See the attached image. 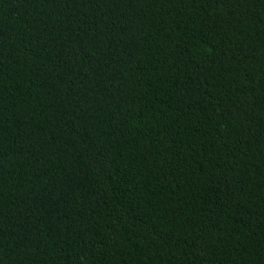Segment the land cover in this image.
<instances>
[{"label":"trees","instance_id":"obj_1","mask_svg":"<svg viewBox=\"0 0 264 264\" xmlns=\"http://www.w3.org/2000/svg\"><path fill=\"white\" fill-rule=\"evenodd\" d=\"M0 264H264V0H0Z\"/></svg>","mask_w":264,"mask_h":264}]
</instances>
